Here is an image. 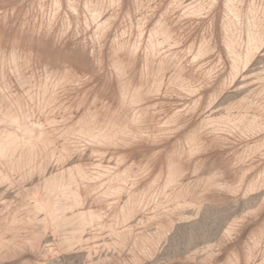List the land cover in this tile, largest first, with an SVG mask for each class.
Here are the masks:
<instances>
[{"label":"rangeland","instance_id":"1","mask_svg":"<svg viewBox=\"0 0 264 264\" xmlns=\"http://www.w3.org/2000/svg\"><path fill=\"white\" fill-rule=\"evenodd\" d=\"M0 264H264V0H0Z\"/></svg>","mask_w":264,"mask_h":264}]
</instances>
